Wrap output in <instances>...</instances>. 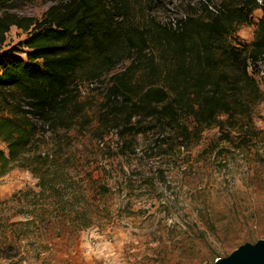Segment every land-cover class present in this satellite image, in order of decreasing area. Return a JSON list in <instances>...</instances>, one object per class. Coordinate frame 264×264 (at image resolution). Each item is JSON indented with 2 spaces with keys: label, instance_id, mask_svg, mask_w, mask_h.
<instances>
[{
  "label": "trees",
  "instance_id": "1",
  "mask_svg": "<svg viewBox=\"0 0 264 264\" xmlns=\"http://www.w3.org/2000/svg\"><path fill=\"white\" fill-rule=\"evenodd\" d=\"M149 3L60 0L40 18L0 14L1 40L11 26L26 34L24 58L0 54V177L18 168L37 180L35 197L57 192L63 200L59 193L68 181L75 187L72 198L81 195L67 171L70 158L50 148L59 131H89L79 86L108 74L93 131H115L121 154L134 151L128 137L137 135L150 136L140 147L150 156L167 154L175 143L188 147L206 128L225 136L243 130L241 138L251 139L252 115L264 100L254 78L264 60V0H220L215 8L200 3V12L146 27L136 16L152 10ZM256 8L261 16L253 38L242 44L233 34L250 24ZM87 183L99 179L89 173Z\"/></svg>",
  "mask_w": 264,
  "mask_h": 264
},
{
  "label": "rangeland",
  "instance_id": "2",
  "mask_svg": "<svg viewBox=\"0 0 264 264\" xmlns=\"http://www.w3.org/2000/svg\"><path fill=\"white\" fill-rule=\"evenodd\" d=\"M57 1L7 0L0 14L40 18ZM219 1L151 0L153 9L136 19L146 27L167 25L200 12V3L215 8ZM260 16L256 8L250 24L233 36L248 44ZM25 37L11 26L0 39V54L24 58ZM109 76L79 86L89 131H59L50 148L70 158L67 171L81 195L72 198L75 187L68 181L59 193L63 200L57 192L35 197L37 180L18 168L0 177V264H214L242 246L264 242V100L253 112L250 140L241 138L243 130L225 136L206 128L188 147L175 143L167 154L150 156L140 150L150 136L137 135L128 137L134 151L121 154L115 131H93ZM254 78L264 92V60ZM89 173L98 184L87 183Z\"/></svg>",
  "mask_w": 264,
  "mask_h": 264
},
{
  "label": "water",
  "instance_id": "3",
  "mask_svg": "<svg viewBox=\"0 0 264 264\" xmlns=\"http://www.w3.org/2000/svg\"><path fill=\"white\" fill-rule=\"evenodd\" d=\"M214 264H264V242L255 247L242 246L228 258H218Z\"/></svg>",
  "mask_w": 264,
  "mask_h": 264
}]
</instances>
